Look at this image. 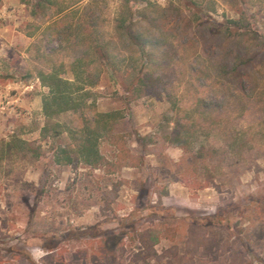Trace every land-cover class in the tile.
I'll list each match as a JSON object with an SVG mask.
<instances>
[{"label":"rangeland","instance_id":"obj_1","mask_svg":"<svg viewBox=\"0 0 264 264\" xmlns=\"http://www.w3.org/2000/svg\"><path fill=\"white\" fill-rule=\"evenodd\" d=\"M149 1L162 8L186 2ZM196 1L165 14L172 19L156 94L140 95L125 71H106L92 89L86 114L118 113L114 134L124 136L132 166L117 172L112 135L100 143L109 164L91 168L56 165V145L71 139L43 131L48 89L40 55L64 58L72 79L71 65L85 53L81 31L45 35L50 22L32 15L33 0L1 1L0 264H108L104 256L111 264H264V0L250 2L248 27L258 38L239 44L226 32L213 38L211 0ZM215 1L209 15L219 24L244 8ZM123 2L84 0L81 20L94 37L113 40ZM81 119L71 111L50 123L75 129ZM189 177L208 186L191 188ZM140 232L149 233L159 258L134 261Z\"/></svg>","mask_w":264,"mask_h":264},{"label":"trees","instance_id":"obj_2","mask_svg":"<svg viewBox=\"0 0 264 264\" xmlns=\"http://www.w3.org/2000/svg\"><path fill=\"white\" fill-rule=\"evenodd\" d=\"M185 1V3L180 4L181 7L170 3L167 8H162L149 0H124V9L116 20L118 36L113 40L94 37L88 31L90 25L88 26L82 21L80 15L84 0H33V2H28L35 18H46L50 22L45 29V35L69 38L68 36L80 30L81 35H77L76 38L79 39L80 45L85 49L84 55H77L71 65L72 79L65 76L64 58L56 59L55 57L58 55L46 52L44 55H40V60L45 64L46 69L39 72V78L42 85L48 89V93L43 99V115L48 120L43 130L44 134L59 138L63 133H68L71 139V145H56L53 151V161L56 165L69 166L75 162L91 168L108 165L109 163L101 153L100 143L103 138L112 135V144L116 145L119 150L117 161L114 164L116 168L112 171L117 172L123 167L132 166V163L125 162V155L129 150L124 142V136L114 134V125L118 119V113L94 111L88 115L85 110L92 97V89L99 84L106 71L111 74L116 71L128 72L140 95L145 91L151 92L148 96L156 94L155 90L161 84V78L158 75L159 57L164 54L167 44L166 39H164L165 30L170 27L172 19L165 14L171 10L182 13L183 6L197 7L199 3L196 0ZM240 1L244 4V8L236 9V17L228 18L227 24H219L211 18L209 14L217 12L215 7L217 2L215 0L210 1L212 7L206 12V16L208 22L214 23L209 30V34L213 38L225 32L228 37L233 38V42L236 44H239V40L242 39L254 40L256 37L258 38V32L248 27V25L250 26L248 22L252 0ZM140 6L143 7L139 9ZM198 20L200 22L199 27L206 26L207 22L203 18ZM242 52V48L235 52L236 61L240 60ZM71 111L82 112L79 127L73 129L63 126L60 122L51 125V120ZM51 130L53 133L50 135ZM176 134L180 136L181 133L176 131ZM176 140L180 139L177 138ZM178 146L185 147L183 143H178ZM183 176L186 177V174ZM183 180L188 186L196 188V190L208 186L207 181L201 183L191 177ZM93 231L94 227H90L88 230L77 233V235L87 236ZM138 239L143 249L135 255V262L144 261L149 256L159 258L154 249L155 243L148 232L138 233ZM103 247L102 245L99 249L105 252ZM104 260L111 264L112 260L108 256H104ZM99 263L95 260L94 264Z\"/></svg>","mask_w":264,"mask_h":264},{"label":"crops","instance_id":"obj_3","mask_svg":"<svg viewBox=\"0 0 264 264\" xmlns=\"http://www.w3.org/2000/svg\"><path fill=\"white\" fill-rule=\"evenodd\" d=\"M70 166V165H69Z\"/></svg>","mask_w":264,"mask_h":264}]
</instances>
